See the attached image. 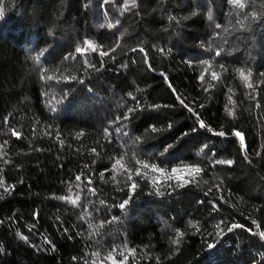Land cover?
<instances>
[{
    "label": "trees",
    "instance_id": "1",
    "mask_svg": "<svg viewBox=\"0 0 264 264\" xmlns=\"http://www.w3.org/2000/svg\"><path fill=\"white\" fill-rule=\"evenodd\" d=\"M0 13V264H264V0Z\"/></svg>",
    "mask_w": 264,
    "mask_h": 264
},
{
    "label": "snow or ice",
    "instance_id": "2",
    "mask_svg": "<svg viewBox=\"0 0 264 264\" xmlns=\"http://www.w3.org/2000/svg\"><path fill=\"white\" fill-rule=\"evenodd\" d=\"M228 2H229V4L233 5L235 8L240 9V10H243L246 7V0H228ZM131 3L134 4L135 0H131ZM0 15H2V13H0ZM85 45H86V47L84 49L78 48L76 51L78 53L86 52L89 49L92 51H96V46L91 41H86ZM100 54L101 55H107V53H105V52H101ZM240 75H241V78L245 82H248L250 73L246 75L243 71H241ZM201 78L203 79V77H201ZM212 78L213 79L217 78V74L215 72L212 73ZM247 86L252 87V85L250 83H248ZM229 113L231 114V110H229ZM201 127H204L203 122H201ZM13 134L18 135L17 133H13ZM220 135H223V133H220ZM235 135L240 138V142L243 145V143H244L243 135L240 132H236ZM228 163H231V162H228ZM117 166H119L121 168L123 167L121 160H116L115 164L113 165V168L115 169V168H117ZM144 167H148V165H144ZM172 171L176 172L177 169H173ZM196 171H199V169H196ZM77 179L79 180L80 177H77ZM133 187H135V185H133ZM73 203H75V201H73ZM123 206L124 205H121V207H123ZM233 227H242V226L241 225H233ZM249 231H251V229H249ZM259 235L261 236V238H264V232H260ZM120 255L123 257V261H127L128 256H126L123 252H121ZM105 259L111 261L112 264H116L115 258H114L112 253H109V255L107 257H105ZM123 261L121 262V264H123Z\"/></svg>",
    "mask_w": 264,
    "mask_h": 264
},
{
    "label": "rangeland",
    "instance_id": "3",
    "mask_svg": "<svg viewBox=\"0 0 264 264\" xmlns=\"http://www.w3.org/2000/svg\"><path fill=\"white\" fill-rule=\"evenodd\" d=\"M149 171H151L152 176L156 179V181L158 183H162L165 179V176H161L155 172H153V170L149 169ZM154 174L156 175V177L154 176ZM175 174V178L176 180L179 182V184L181 183H189L190 180L195 176V172L192 171L191 169H187V170H177L176 172H174ZM150 175V174H148Z\"/></svg>",
    "mask_w": 264,
    "mask_h": 264
}]
</instances>
